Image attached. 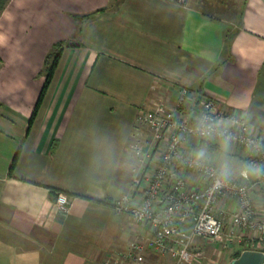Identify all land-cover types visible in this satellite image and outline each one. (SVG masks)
Segmentation results:
<instances>
[{
    "label": "crops",
    "instance_id": "crops-1",
    "mask_svg": "<svg viewBox=\"0 0 264 264\" xmlns=\"http://www.w3.org/2000/svg\"><path fill=\"white\" fill-rule=\"evenodd\" d=\"M237 10L234 21L188 0L7 1L0 11V264L115 263L114 252L149 233L112 205L140 191L119 176L135 162L137 117L172 103L179 85L194 102L213 97L264 130V0H242ZM57 42L69 45L35 112L44 59ZM191 147L228 173L247 166L231 145ZM59 192L66 208H58ZM256 200L264 207V192ZM204 241L196 238L191 252ZM238 245L207 246V258L194 253L182 264H264V247ZM147 254L153 264L164 259Z\"/></svg>",
    "mask_w": 264,
    "mask_h": 264
},
{
    "label": "built area",
    "instance_id": "built-area-1",
    "mask_svg": "<svg viewBox=\"0 0 264 264\" xmlns=\"http://www.w3.org/2000/svg\"><path fill=\"white\" fill-rule=\"evenodd\" d=\"M192 97L189 87L179 85L172 103L137 117L132 171L140 191L124 194L112 205L116 213L148 226L149 233L139 232L121 254L133 264L146 248L182 264L196 238L264 243V207L256 200L257 188L264 192V130H257L246 113L225 109L213 97L196 102ZM225 136L246 160L238 174L225 175L206 156L198 160L191 147L202 141L221 146ZM248 168L257 172L256 183L250 182ZM192 176L197 185L190 184ZM56 202L66 208L68 196L59 192Z\"/></svg>",
    "mask_w": 264,
    "mask_h": 264
},
{
    "label": "rangeland",
    "instance_id": "rangeland-1",
    "mask_svg": "<svg viewBox=\"0 0 264 264\" xmlns=\"http://www.w3.org/2000/svg\"><path fill=\"white\" fill-rule=\"evenodd\" d=\"M190 3L195 4L197 7L201 8L202 11L204 13H207L208 15H211L213 17H217V18H222L224 20H237L238 19V15H239V11L237 10V6L238 3L241 2L242 0H188ZM143 129L146 131V128L143 126ZM133 151V149H132ZM134 165V161H129L128 165L124 167V171L119 172V176L120 178L133 183V185H136V179L134 176V173L132 171ZM124 195V194H123ZM32 234L36 235L38 233V229L36 227H32ZM135 239V238H134ZM131 240L129 241V245L126 249L122 250V251H116L114 252L115 255V263H113L112 261L108 262V264H133L132 260L128 257L124 258L122 257L121 254L126 253L130 247V245L132 244V242L134 241ZM206 241H204V246H202V249H206V247L208 246V248L213 245L215 247H218L220 250L227 248L229 246H232L234 244H241L243 246H253V247H264V243H260L257 242L256 240H251L250 242H248V240H246L245 238H237V239H233L232 241L230 240H224V241H215L212 240L210 238H205ZM209 244V245H208ZM239 246V245H238ZM202 249H198V250H194L193 253L191 252V255H189L186 259L189 260L190 258H192V254H194L195 256L198 254L199 251H201ZM150 253L152 255H157V256H164L163 260L160 262L161 264H169L168 260H172L171 264H176V262L167 254H161V253H157L154 252L151 249H144L143 251L139 252V257L140 259L137 262H134V264H153L154 263V257L150 256L147 253ZM35 252H33V256H35ZM207 252L205 251L204 254L198 255L197 258L199 259H205ZM109 258L106 259V261ZM110 260V259H109Z\"/></svg>",
    "mask_w": 264,
    "mask_h": 264
},
{
    "label": "trees",
    "instance_id": "trees-1",
    "mask_svg": "<svg viewBox=\"0 0 264 264\" xmlns=\"http://www.w3.org/2000/svg\"><path fill=\"white\" fill-rule=\"evenodd\" d=\"M7 1L8 0H0V11L3 10V8L5 7ZM67 45H69V44H67L66 42H57V43H55L53 46H51L52 49L48 53L46 59H44L45 60V66H44V69H43L44 82H43V86H42L40 95L38 96V100H37L36 107L34 109L35 112H36V109L41 104L44 96L46 95L47 89H48V87L50 85L49 83H51V81H52V78H53L54 72L56 70V67L58 65L59 58L61 56V53L63 51V48L65 46H67ZM35 112H33V116H34ZM16 157L17 156L15 155V158L14 159H16ZM11 169H12V167H11ZM257 190H259L263 194V191L260 188L259 189L257 188Z\"/></svg>",
    "mask_w": 264,
    "mask_h": 264
},
{
    "label": "clouds",
    "instance_id": "clouds-1",
    "mask_svg": "<svg viewBox=\"0 0 264 264\" xmlns=\"http://www.w3.org/2000/svg\"><path fill=\"white\" fill-rule=\"evenodd\" d=\"M0 42H3V38L0 37ZM230 144V138L225 136L224 140L222 141V147L227 150ZM205 156V152L203 150H201L200 152L197 153V159H203ZM226 165H225V169H226ZM225 175H226V171H225Z\"/></svg>",
    "mask_w": 264,
    "mask_h": 264
},
{
    "label": "water",
    "instance_id": "water-1",
    "mask_svg": "<svg viewBox=\"0 0 264 264\" xmlns=\"http://www.w3.org/2000/svg\"><path fill=\"white\" fill-rule=\"evenodd\" d=\"M246 171H247V175H248L250 182L256 183L257 182V172L252 170L251 168H248Z\"/></svg>",
    "mask_w": 264,
    "mask_h": 264
}]
</instances>
